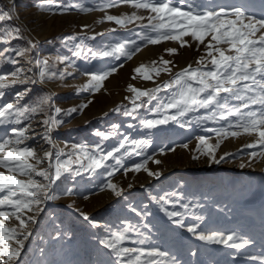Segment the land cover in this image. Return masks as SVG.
I'll return each instance as SVG.
<instances>
[{"label":"rangeland","instance_id":"1","mask_svg":"<svg viewBox=\"0 0 264 264\" xmlns=\"http://www.w3.org/2000/svg\"><path fill=\"white\" fill-rule=\"evenodd\" d=\"M47 2L48 0H15L13 7L9 0H0V12L11 10L13 16L12 21L0 22V28L18 27L22 36L7 44L0 43V52L5 48L28 47L27 41L31 40L36 45L29 53L33 61L47 58L50 63L55 64L54 70L59 72L67 68L72 75L63 80L53 79L46 83L14 86L6 91L4 102H13L16 94L24 92L25 89L30 91L21 101L22 104H32L43 94L51 96L48 115L65 121L50 133L55 143L53 152L63 149L67 153L72 145L94 147L96 144L108 151L118 146L124 136H128L130 140L148 139L151 146L146 150V154L161 161L158 165L149 161L148 167L162 175L158 178L150 177L141 171L129 172L125 176L121 170L111 178L113 183L124 190L120 197L113 195L110 190H101L107 177V172L103 169L97 170V174H84L75 179L58 182L59 198L43 206L44 211L40 213L38 222L31 226L33 234L26 242L17 264H93L98 251H107L103 249L100 241L110 235V230L122 231L128 226L135 230L128 232L131 239L125 241L123 246L159 248L168 253L169 259L175 258L177 264H260L259 259L253 260L251 257H264V158L258 156L250 160L247 153L252 150L241 151L244 145L253 143L257 137L243 134L238 138L225 139L216 152L217 158L225 153L239 154L226 157L221 163L215 164L208 157L195 152L197 137H210V142L215 144V134L205 129L218 128L223 124L207 121L198 125L196 119L205 115L207 110L200 109L181 118L186 122L184 128L170 123L152 130L144 129L141 119L159 118L147 110L155 107L158 100L138 109L135 116L125 114L126 109L132 108L131 100L126 99L133 95L127 90L129 84L142 90L153 88L157 84L162 85L189 64L197 67V59L205 55V45L193 41L190 36L184 38L190 46L183 48L175 41L148 44L142 39L145 31L142 26L147 25V18L155 14L143 9L137 10L128 4L101 11L98 10L99 5L109 3L110 0H52V11H43L37 7L40 3ZM74 4L93 10L81 12L71 7ZM189 4L193 5L195 10H219L220 7L230 10L231 7H245L249 14L261 16L260 0H176L175 6L187 11ZM62 8L70 10L62 13ZM133 12L144 19L126 27H121L115 22H98L102 21L105 15L126 16ZM84 25L88 26L87 29H83ZM149 35L154 36L155 33ZM85 36H95V39L84 40L94 51L131 40L137 42L140 51L130 60L124 57L119 60L114 57L92 58L90 54L88 59L83 56L77 58L70 49H74L75 44L80 43ZM71 37L76 39H68ZM169 48H175L177 52L169 54L166 52ZM84 53H87V49ZM9 54L15 55L11 52L5 53V56ZM62 57L74 61L75 67L68 68L67 63H60L58 58ZM160 57L172 62L169 65L171 73L161 72L158 77L153 73V80L149 81L134 73L133 70L141 64L151 66L152 62L156 61L159 65ZM17 59H20V64L15 66L0 62V74H10L14 67L28 66L22 58ZM113 67L118 69L117 72L104 81V86L99 92L79 91L89 79L86 73ZM35 71L37 70L34 68L33 72ZM27 75L32 76L33 73L29 72ZM134 75L136 79L132 78ZM171 91L162 90L157 94L158 99L170 95ZM89 100L91 103L82 113H73L71 117L64 116L65 110ZM57 107L62 110L60 114L55 113ZM118 107L120 110L115 111ZM43 119V114L33 116L32 125L36 134L25 142L37 149L38 154H42L41 147H51L42 139L44 126L39 122ZM114 125L118 126L117 134L107 140L95 134H108ZM19 126L23 125H0V139L8 138L11 135L10 128ZM29 135L33 136L32 133ZM185 143L188 144L187 149L181 146ZM173 148L175 151H171ZM194 154L198 155L199 159H193ZM67 158V155L61 157L62 160ZM142 158L135 154L130 158L126 157L125 166L131 167ZM108 163L114 164V161L110 159ZM240 164L245 167L241 168ZM75 167L77 166L73 165V168ZM129 184H132L131 188L128 187ZM68 188L72 189L70 194L65 191ZM160 197L179 201L175 207L177 211H184L180 204L190 205V214L183 217L185 227L181 228L168 219L161 207ZM69 204H72L73 208L67 207ZM164 207L168 211L173 210L172 204ZM76 209L88 214L98 226L92 227ZM16 224L15 220L6 222L8 227ZM192 225H199L198 231L206 235L236 233L251 242L246 244L244 249L208 244L186 231L187 226ZM145 237L148 241L143 245L132 243Z\"/></svg>","mask_w":264,"mask_h":264},{"label":"snow or ice","instance_id":"2","mask_svg":"<svg viewBox=\"0 0 264 264\" xmlns=\"http://www.w3.org/2000/svg\"><path fill=\"white\" fill-rule=\"evenodd\" d=\"M9 3L15 7V0H9ZM176 0H110L109 3L101 4L98 10L106 11L108 8L128 4L131 7L140 10H147L155 15H150L148 24L143 25L145 29L142 39L148 44H159L163 41L178 42L183 48L188 45L185 37H191L193 41L205 45V55L197 59V67L189 64L172 75V78L157 84L153 88L139 89L131 84L127 90L133 95L126 97L130 99L132 108L126 109L125 114L135 116L138 109L158 100L155 107L147 110L159 118L141 119V125L144 129L152 130L158 126L168 125L170 123L178 124L181 128L186 126V122L181 118L189 113L197 112L200 109L207 110L206 114L196 119L198 125L211 121L221 124L218 128H207L205 131L214 133L216 143L210 142V137L198 136V144L195 152L208 157L215 164H219L226 159L239 153H225L219 158L216 156L217 150L223 141L229 137L238 138L243 134L257 139L253 143L243 146L245 149L252 150L247 154L250 160L256 157L264 158V0H260L261 16L257 17L254 13L249 14L245 7H231L226 9L220 7L219 10H195L193 5L189 4L188 10L184 11L175 6ZM37 7L43 11H52V0L47 3H40ZM59 8V6H55ZM71 7L81 12H89L93 9L85 8L74 4ZM69 8H62L60 11L66 12ZM144 17L133 12L126 16L105 15L102 21L115 22L121 27ZM11 10L0 12V22L12 21ZM87 25L83 29H87ZM82 29V30H83ZM115 31V29H112ZM149 33H155L154 36ZM99 35V34H97ZM210 37V39H207ZM22 38L21 29L6 26L0 28V43L7 44L13 39ZM75 40L76 37L68 38ZM85 39H95L92 37H83L80 43L75 44L74 49H70L77 58L83 56L88 59L90 54L92 58L100 56L102 58L121 57L132 59V56L140 51V46L135 40L126 43H117L109 45L106 49L94 51L85 43ZM207 39V43L205 41ZM28 47L20 49L5 48L0 52V62L10 63L12 65L20 64L22 58L27 62V67H14L10 74H0V125H23L11 127V135L6 139H0V264H17L22 252L25 249L26 242L32 236L31 226L38 222V217L44 211V205L49 201L59 198L57 188L59 183L69 178L75 179L84 174H97V170L103 169L107 172V177L101 187V190H110L113 195L120 197L123 195V188L112 182V177L123 170L127 176L129 172L147 173L150 177H159L160 172H154L149 167V161L160 164L161 161L155 159L153 155H147L146 150L151 146L148 139H131L124 136L118 146L105 151L100 144L94 147L85 145H72L67 153L63 149L55 148V143L50 137L53 128L62 125L65 121L57 119L55 116H49L51 108L49 94L39 96L32 104H22L30 89L16 94L13 102H4L6 91L17 85H27L35 83H46L53 79L63 80L66 76H71L67 68L62 71H56L55 64L50 63L49 59L35 60L29 53L36 45L28 40ZM67 47V43L65 44ZM87 49V53L84 50ZM14 52L15 55L5 53ZM169 54H175L177 49H166ZM60 63H67L68 68H74L75 62L68 61L67 57L58 58ZM171 61L160 57V63L152 62L151 66L139 65L133 71L139 74L143 80H153V73L159 76L161 72L171 73L169 65ZM211 65V67H209ZM123 65H121L122 67ZM37 71L33 72V69ZM117 68L99 70L98 72L86 73L89 79L81 86L79 91L99 92L104 81L117 72ZM32 72V76L27 73ZM136 79L134 75L132 77ZM162 90H172L170 95L159 98L157 94ZM142 98H146L143 99ZM237 101L239 103H232ZM139 102V103H138ZM91 101L80 104L64 111V116L71 117L73 113L83 112ZM119 107L115 111H119ZM60 108H55V113H61ZM43 114L44 119L39 123L44 126L42 139L50 145L48 149L41 147L38 154L37 149L27 145L25 142L34 138L35 130L32 125L33 116ZM162 114V115H161ZM27 121V124L23 122ZM191 123V122H188ZM118 126H113V130L108 134L96 132L97 136L107 140L109 137L117 134ZM30 133L33 134L30 137ZM187 149L188 144L181 145ZM129 148L131 150H129ZM254 149H259L256 151ZM123 150V151H122ZM139 150V151H138ZM175 151V149H171ZM163 152V149H161ZM133 154L142 156L140 162L134 163L131 167L125 166L126 157ZM67 155V159H61ZM193 159H199L198 155H193ZM114 164H109V160ZM54 160V162H53ZM46 165V166H44ZM73 165L77 167L73 168ZM240 167H245L240 164ZM23 177V178H21ZM129 188L132 184L128 185ZM71 193L72 189H65ZM162 209L168 219L178 225L185 227L183 217L189 215L190 205L188 203L180 204L183 212L175 210L179 201H173L171 198L160 197ZM172 204L173 210L168 211L164 205ZM73 208L72 204L67 205ZM195 207V205H192ZM136 211V209H132ZM85 221H88L92 227H97V223L89 217L88 214L76 209ZM139 215V213H137ZM194 214V213H192ZM201 219V217H197ZM15 220L17 224L13 227L6 226V222ZM199 225L187 226L186 231L198 240L208 244L224 245L232 249H244L250 240L239 236L236 233L225 235L224 233H212L210 235L198 231ZM135 229L132 226L125 227L122 231L111 232L110 235L102 239L100 244L107 251H98L93 264H177L175 258H168V253L159 248L145 249L140 246H123L125 241L130 240L129 231ZM148 238L132 241L136 245L147 243ZM114 257L115 259H111ZM251 259L260 260L264 264V257H251Z\"/></svg>","mask_w":264,"mask_h":264}]
</instances>
